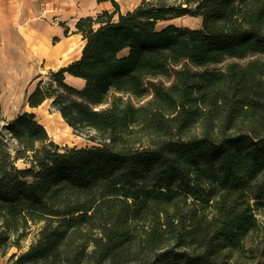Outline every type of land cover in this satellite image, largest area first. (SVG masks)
Listing matches in <instances>:
<instances>
[{
    "label": "trees",
    "instance_id": "trees-1",
    "mask_svg": "<svg viewBox=\"0 0 264 264\" xmlns=\"http://www.w3.org/2000/svg\"><path fill=\"white\" fill-rule=\"evenodd\" d=\"M109 1L76 21L81 55L26 96L95 144L61 147L34 112L6 119L0 103V255L264 264V0ZM190 14L199 28L157 27Z\"/></svg>",
    "mask_w": 264,
    "mask_h": 264
},
{
    "label": "crops",
    "instance_id": "crops-1",
    "mask_svg": "<svg viewBox=\"0 0 264 264\" xmlns=\"http://www.w3.org/2000/svg\"><path fill=\"white\" fill-rule=\"evenodd\" d=\"M82 2L0 0V103L5 118L12 119L21 111L35 113L36 107L28 106L26 96L41 64L60 68L81 55L84 40L75 31V23L81 16L92 15L94 7ZM77 39L81 41L78 56L70 58ZM67 77L78 80L80 86L84 82L79 77Z\"/></svg>",
    "mask_w": 264,
    "mask_h": 264
},
{
    "label": "rangeland",
    "instance_id": "rangeland-1",
    "mask_svg": "<svg viewBox=\"0 0 264 264\" xmlns=\"http://www.w3.org/2000/svg\"><path fill=\"white\" fill-rule=\"evenodd\" d=\"M118 4H119V9L121 12H126L128 10H132V8H134L137 4H139L141 2V0H115ZM88 2H90L89 4H91V6L93 7V10H91L92 15H96L97 13L103 11V9H107L109 11H112L114 9L113 4H111L110 1L107 2H102V4H100L99 6L97 5V0H83L82 5H84L85 3L88 4ZM104 5V6H103ZM82 7V6H81ZM166 24H174V25H178L181 27H187V28H199L201 26V17L200 16H194V15H180V16H170L167 19L161 20L157 23V27L161 28V26H164ZM80 40H76L74 41L73 44V55H71L70 58H75L76 56H78V52H79V48H80ZM252 57V56H251ZM238 60L239 58H227L224 62H222L220 65H218L219 67H224L225 65H227V63H229L230 61L233 60ZM250 58L247 59H241V61L245 62ZM53 69L56 70L58 68H51L48 67V64L44 65L41 64L40 65V70L38 69V74L40 72L41 77H43L46 80H49V70ZM36 73V76L38 75ZM34 74V78L36 77ZM67 81L70 82V84L74 85V86H80L78 80H73L69 77H67ZM38 78H35L34 80V84L37 82ZM146 99H143L141 102H143ZM35 114L36 117L38 119L39 122L44 123L46 126H51L48 128V134L50 137H52L61 147L63 146H91L92 144H95V142L88 140V138L84 135H79V134H75L72 130L71 127L68 126L67 122L64 121V119L60 118L58 111H56L55 108H53L50 104V100L47 99L44 103L40 104L39 106L36 107L35 109ZM3 115V113H2ZM5 117V116H3ZM7 119V118H6ZM20 165V163H19ZM37 225L34 227L36 228ZM32 238V234L29 235V237L26 239V241L24 242V245H27ZM12 251H16L15 247ZM11 248V249H12ZM10 249V250H11ZM9 250L8 254L11 253ZM8 254L7 256H1L0 255V264H6L7 263V259H8Z\"/></svg>",
    "mask_w": 264,
    "mask_h": 264
},
{
    "label": "bare ground",
    "instance_id": "bare-ground-1",
    "mask_svg": "<svg viewBox=\"0 0 264 264\" xmlns=\"http://www.w3.org/2000/svg\"><path fill=\"white\" fill-rule=\"evenodd\" d=\"M60 118H61V116H60ZM61 119H62V118H61ZM68 126H69V125H68ZM49 127H51V126H46V129L48 130Z\"/></svg>",
    "mask_w": 264,
    "mask_h": 264
}]
</instances>
